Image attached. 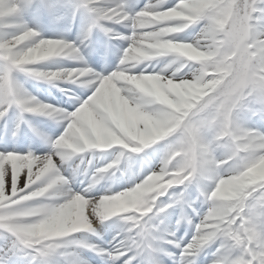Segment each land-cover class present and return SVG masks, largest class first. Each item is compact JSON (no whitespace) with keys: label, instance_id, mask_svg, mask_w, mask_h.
Returning a JSON list of instances; mask_svg holds the SVG:
<instances>
[{"label":"clouds","instance_id":"9594fccd","mask_svg":"<svg viewBox=\"0 0 264 264\" xmlns=\"http://www.w3.org/2000/svg\"><path fill=\"white\" fill-rule=\"evenodd\" d=\"M20 7L0 121L39 146L0 152V264H264V0H64L59 38Z\"/></svg>","mask_w":264,"mask_h":264},{"label":"bare ground","instance_id":"6f19581e","mask_svg":"<svg viewBox=\"0 0 264 264\" xmlns=\"http://www.w3.org/2000/svg\"><path fill=\"white\" fill-rule=\"evenodd\" d=\"M52 7H53V4L50 2L47 4L46 7H37L36 0H21V7L18 10V15L22 16L23 18L28 20L33 25H39L45 36H52L55 38H59L61 35V28L56 25H53L50 22V9ZM80 23H81L80 19L75 18V22L72 25V30L70 33L67 34L69 38L76 37L77 33L75 34V32H79ZM77 26H78V30L74 31L75 27ZM3 31H5V29L0 28V32H3ZM40 87L42 89V92H41L42 97H48L50 95L51 97H54L55 99H63L65 101L67 100L66 98L61 97L56 89H51L50 94H49V91H46L43 85H41ZM34 119H36L42 125V127L49 129V130H53L54 125L50 121H47L42 117L34 118ZM12 131H13V126L10 123L6 124L5 121H0V151H6V150L7 151H12V150L26 151L29 146H33V147L39 146V142L37 141L34 143L33 138L31 137L30 134L28 138L20 137L15 142H11L10 140L12 138ZM2 134L5 136V140L1 139ZM111 235L112 234L109 233V234H106L105 237L110 240ZM84 255L88 259L92 260L95 253L91 251H86ZM15 264H24V262L23 260L19 259L17 262H15ZM100 264H106L105 260L101 261ZM169 264H171V262H169Z\"/></svg>","mask_w":264,"mask_h":264},{"label":"rangeland","instance_id":"374dc122","mask_svg":"<svg viewBox=\"0 0 264 264\" xmlns=\"http://www.w3.org/2000/svg\"><path fill=\"white\" fill-rule=\"evenodd\" d=\"M63 2H64V0H50V3L53 4L54 8L57 7L58 5L62 4ZM77 15L79 16L78 18H79L80 21H81V14H80V13H77V14L75 15V18H76Z\"/></svg>","mask_w":264,"mask_h":264},{"label":"snow or ice","instance_id":"6c2138e0","mask_svg":"<svg viewBox=\"0 0 264 264\" xmlns=\"http://www.w3.org/2000/svg\"><path fill=\"white\" fill-rule=\"evenodd\" d=\"M89 2V0H85V4L87 5V3ZM19 9H14V11H18ZM0 152H4V151H0Z\"/></svg>","mask_w":264,"mask_h":264}]
</instances>
